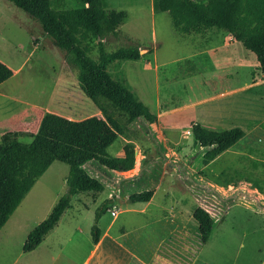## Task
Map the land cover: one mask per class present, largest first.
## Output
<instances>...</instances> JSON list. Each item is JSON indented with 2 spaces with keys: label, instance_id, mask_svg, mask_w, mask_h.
I'll list each match as a JSON object with an SVG mask.
<instances>
[{
  "label": "rangeland",
  "instance_id": "obj_1",
  "mask_svg": "<svg viewBox=\"0 0 264 264\" xmlns=\"http://www.w3.org/2000/svg\"><path fill=\"white\" fill-rule=\"evenodd\" d=\"M52 1L56 3L54 8L74 9L81 6L80 0ZM57 1L60 3L58 4ZM106 1L107 9L122 11L125 17L114 33L105 36L103 40L105 51L110 52L119 47L135 45L141 49L143 56L137 61H108L100 56L96 41L92 40L90 42L92 51L84 56L77 55V59L83 67H88L101 88H103V81L113 85L116 82L123 83L146 105H150L158 94L162 100L157 105L163 109L167 106L175 107L179 103L199 96L201 91L191 88L192 82L190 78L188 79L189 76L196 74L200 78L211 75L208 72L220 70L219 74L226 84H236L251 79L254 73H260L255 56L240 42L234 43L233 39L222 31L208 30L203 34H180L174 29L170 15L158 10L154 4L153 21L149 17L148 10L133 7L136 5L135 1L140 6H148L149 0H126L128 2L123 0L120 8H117L120 0ZM204 50L207 52H202ZM0 57L12 70L19 68L18 72L3 84L1 91L41 105L56 97L57 78L66 77L74 82L79 70L77 65L67 60L66 52L54 45L37 22L7 0H0ZM101 72L103 77L100 76ZM228 73H231L230 80L226 79ZM202 90L209 91L211 87L206 86ZM82 95L86 97L85 94L82 93ZM88 101L94 105L91 100L88 99ZM225 101L226 105L232 103L229 109L233 110L230 114L223 113L222 120L226 125L250 128L254 126L258 118L264 117L263 86L261 90L248 91ZM225 101L215 104L222 107ZM108 102L112 103L110 100ZM79 104L80 109L88 108L87 104L82 102ZM13 105L14 103L9 99L0 98V122L4 123L7 119L5 111L12 109ZM25 106L24 116H27V122L18 131L20 135L16 147L29 153H36L30 146L31 138L28 133L39 131L44 121L49 122L53 119L47 120L49 117L45 116L38 123L32 119L34 105ZM54 106L66 109V106L62 104L55 103ZM113 108L124 121L121 108L115 104ZM217 118H219L218 115ZM152 124L164 147L169 151L179 156H187L195 151L196 143L193 135L189 133L187 122L182 126H171L168 132L161 129L158 120ZM70 126L64 131L81 133L72 127V124ZM111 133L113 134L111 131L102 129L100 138H109ZM129 134L130 141L138 149L132 134L130 132ZM165 135L169 138H165ZM108 142L110 143L108 152L115 156V148L122 149L128 140L118 135L117 138ZM49 155L53 158L52 164L25 195L22 204H19V208L14 212L4 230L14 235L9 239L12 251L19 248L21 239L25 238L29 230L31 231L37 223L47 217L59 197L67 191L66 179L75 169L80 168V161L84 159L79 155L67 159L56 153L49 152ZM229 156L226 154L210 164L208 170L212 171L213 176H208L225 185L245 180V176L253 175L243 169L233 171L228 169L227 172H222L221 169L224 163L229 161ZM205 167L206 165L200 164V170L207 175L204 171ZM149 189H153L154 193L157 192L160 197L165 198L164 201L167 203H164L163 210H169L170 205L174 206V201L177 203L182 201L184 205L189 203L193 209L199 206L192 197L168 185L157 184ZM130 193L131 191H128L114 199L119 202L126 200ZM109 196L110 190L107 187L100 193L86 192L73 196L71 207L67 208L68 210L66 209L62 216L58 237L65 238L67 233L74 231L78 233L89 231L91 234L96 210ZM158 199L162 203L163 198ZM158 199L154 200L150 206L153 213L161 210L162 204ZM131 205L140 206L141 204ZM118 208H123V205H118ZM188 214L189 212L184 211L185 218ZM125 216H127L126 224L129 226L143 227L141 233L144 238L143 236L142 238L132 237L141 245L140 252L145 257L152 258V254L157 250H166L167 246L171 245L169 244L171 241L175 244H173L174 247L176 243L180 244L178 237H170V229L164 227L163 223L151 222L146 225L144 223L146 215L130 213ZM125 216L121 214L119 220ZM105 217L109 219L110 213L107 212ZM184 231L185 234L187 232V239L184 238L182 241L192 248L189 256L194 264H264V236L249 227L237 224H221L213 227L205 244L200 242L194 220L185 226ZM54 239L57 238L54 237Z\"/></svg>",
  "mask_w": 264,
  "mask_h": 264
},
{
  "label": "trees",
  "instance_id": "obj_2",
  "mask_svg": "<svg viewBox=\"0 0 264 264\" xmlns=\"http://www.w3.org/2000/svg\"><path fill=\"white\" fill-rule=\"evenodd\" d=\"M7 1L37 22L54 45L66 52L67 60L79 67L78 85L101 112L107 125L97 126L98 135L86 137L82 136L86 135L85 131L65 132L64 130L70 128L68 123L48 116L47 120H53L44 121L36 133H28L31 138L30 146L36 153L16 147L19 132L3 133L0 137V229L52 164L53 158L49 152L60 154L66 159L76 155L93 158L115 171H125L133 166L135 145L130 141L129 130L113 108V104L120 108L125 105L132 111L142 113L151 123L157 121V115L125 84L116 82L113 85L103 81L101 88L88 67H83L77 59V55L84 56L92 51V40L96 41L100 56L108 61L141 59L140 48L135 45L119 47L110 52L104 49L105 36L115 32L125 17L124 12L107 9L106 0H80L81 6L74 9L54 8L56 3L52 0ZM155 6L170 15L174 29L180 34H203L208 30H216L230 35L255 56L264 78V0H158ZM12 76L13 70L0 61V84ZM100 76H104L103 72ZM102 129L113 134L111 133L109 138H100ZM191 133L195 143L199 141L202 146L211 147L202 156L201 163L205 166L238 142L246 134V130L238 126L221 131L208 130L200 123L193 122ZM117 135L128 140L122 147L123 156H112L108 152V140H113ZM244 179L252 182L254 188L264 194V179L253 175L245 176ZM66 183L67 191L59 197L47 217L28 233L23 251H30L41 242L44 235L70 207L73 196L86 192L100 193L105 188L100 181L80 168L71 173ZM153 194V189H146L131 192L128 199L133 203H146ZM111 201L105 199L96 210L95 222L91 229L94 242L98 240L97 221L109 208ZM192 218L197 224L200 242L205 244L214 227V219L200 206L193 209Z\"/></svg>",
  "mask_w": 264,
  "mask_h": 264
},
{
  "label": "crops",
  "instance_id": "obj_3",
  "mask_svg": "<svg viewBox=\"0 0 264 264\" xmlns=\"http://www.w3.org/2000/svg\"><path fill=\"white\" fill-rule=\"evenodd\" d=\"M157 1L158 0H149L148 6H140L135 1L134 4L136 5L133 7H137V9L141 7L140 9L148 10L150 12L149 17L153 21L155 13L153 4L156 5ZM121 2H123V0H120V4L117 8H120ZM124 2L128 1L124 0ZM229 37L232 38L230 35ZM233 42L235 43L237 41L233 39ZM202 52L206 53L207 50ZM0 61L8 65L1 57ZM18 70L19 68L13 70V75L18 72ZM259 72V74L254 73L251 79L236 84H226L219 74L220 70L208 72L211 75L202 76L200 78L195 74L189 76L188 79L190 78L192 82L191 88L201 91L198 97L179 103L175 107L167 106L162 109L157 105L162 98L156 94V97L150 105H145L152 113L157 115V120L160 122V127L164 132H168L171 126H182L185 122L188 124L190 134H192L191 124L193 122L200 123L202 127L208 130H226L233 126L226 125L225 121L222 120L223 113L230 114L233 110L229 109L232 103L230 102L226 105L225 100L239 96L248 91L261 90V86L264 87V78L261 70H259ZM57 79L56 97L45 102L44 105L19 99L16 95L11 96L0 89V98L9 99L15 105H13L10 110L6 109L7 111H5V113L7 119L4 120V123L0 122V135L7 131L18 132L22 126L26 125L27 116H24V110H26L25 105L29 104L34 105L32 111L34 116L32 119L38 121V123L42 117L51 116L57 118L61 122L68 123V127H71L70 124H72V127L75 129L85 131L86 135L82 136L93 137L98 135L99 130L97 126L105 127L104 124L107 125V123L97 107L88 101L89 98L82 95L83 92L78 85L77 76H75L74 82H71V80L66 77ZM226 79H231V73H228ZM5 82L0 84V88ZM206 86H210L211 90L203 92L202 89ZM50 97L51 96H49V98ZM77 99L80 101H76ZM220 101H225L222 107L215 104ZM80 102L87 104L88 108L80 109ZM55 103L65 105L66 109L63 107L56 108L54 106ZM217 115L219 118H217ZM243 129L246 130V134L238 142L206 165L204 171L207 175L213 176V174H211L212 171L208 170L210 164L223 158L226 154H229V161L224 163V167L221 169L222 172H227L228 169H231V171L243 169L256 177L264 179V117L258 118L254 126ZM165 138L169 137L165 135ZM114 153L115 156H123V149L116 147ZM128 197L126 200L120 202L116 201L114 198L111 199L112 201L108 204L109 208L97 221L99 230L97 242L92 240L89 231H86V233L74 231L72 233H67L65 238L58 237L60 234L58 230L60 228L63 213L57 224L44 235L41 242L34 249L27 252L23 251L22 247L30 230L27 232L24 239L20 238L21 242L19 243V248L15 251H12L9 243V239L14 235H10L8 231H4L5 228H7L6 226L10 218H12L14 212L22 204V199L20 205H18L0 229V264H194L189 256L192 248L188 243L182 241L184 238L187 239V232L186 234L184 233L185 226L189 223L191 224L193 220V208L189 206V203L184 205L182 201L178 203L174 201V206L170 205L169 210H163L164 203L167 202L164 201L165 198L162 196L160 197L157 192L154 193L152 198L146 203L135 202L141 204L140 206H132L131 204L135 203L130 202ZM158 198H163L162 203ZM106 199L110 198L107 197ZM156 199L159 200L162 207L159 212L153 213L150 206ZM167 201L170 202V200ZM118 205H123V208H118ZM184 211L189 212L186 218L184 217ZM107 212L110 213L109 219L105 217ZM112 212H115V215H113ZM130 213L146 215V220L144 222L146 225L151 222L163 223L164 227L170 229V237H178L180 244L178 245V243H176L177 247H174V243L171 241L169 243L171 245H168L166 250H157L152 254V258L145 257L144 254L140 252L141 245L136 243L135 239L132 237L138 236L142 238L143 235L141 231L143 227L140 225H134L132 227L126 224L127 216L125 215ZM121 214L125 217L119 220ZM54 237L59 239H54Z\"/></svg>",
  "mask_w": 264,
  "mask_h": 264
},
{
  "label": "water",
  "instance_id": "obj_4",
  "mask_svg": "<svg viewBox=\"0 0 264 264\" xmlns=\"http://www.w3.org/2000/svg\"><path fill=\"white\" fill-rule=\"evenodd\" d=\"M121 111L139 149L135 147L133 166L115 171L93 158H84L79 164L110 190V199L165 184L196 200L214 219V227L237 224L264 236V194L255 190L252 182L218 183L200 170L202 156L210 146L198 141L193 153L179 156L164 147L153 124L142 113L125 105Z\"/></svg>",
  "mask_w": 264,
  "mask_h": 264
},
{
  "label": "built area",
  "instance_id": "obj_5",
  "mask_svg": "<svg viewBox=\"0 0 264 264\" xmlns=\"http://www.w3.org/2000/svg\"><path fill=\"white\" fill-rule=\"evenodd\" d=\"M113 215H115V212H112Z\"/></svg>",
  "mask_w": 264,
  "mask_h": 264
}]
</instances>
